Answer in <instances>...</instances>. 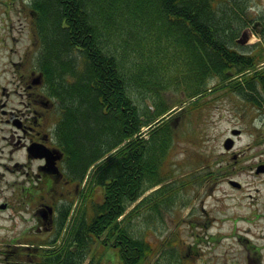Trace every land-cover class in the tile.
Masks as SVG:
<instances>
[{
  "label": "trees",
  "instance_id": "obj_1",
  "mask_svg": "<svg viewBox=\"0 0 264 264\" xmlns=\"http://www.w3.org/2000/svg\"><path fill=\"white\" fill-rule=\"evenodd\" d=\"M218 4V0L31 1L35 23L43 31L46 82L51 94L59 90L56 96L70 108L64 115L68 130L64 139L70 154L78 153L71 167L76 166L82 173L121 145L114 156L94 167L95 186L86 188L81 199L90 202L91 209L84 208L76 214L67 238L58 246L61 264H80L96 238H102L101 243L111 247L121 263L148 264L155 246L145 239V231L137 224L139 219L130 211L124 214V220L117 218L141 192L168 177L165 174L172 163L167 161L173 146L172 129L170 119L161 115L168 110L170 113L172 106L165 102L162 91H181L190 98L189 107L201 104L208 90L217 88H228L257 107L264 105V69L255 68L260 56L237 52L235 47L239 46L234 38L242 20L235 12L231 17L225 14L227 10L220 11ZM219 5H224L223 0ZM106 15L117 16V22L123 23L113 30L126 42L142 48L139 55L146 52L144 44H150L158 48L182 47L186 56L159 64L154 69L157 74H140L136 83L135 74L129 70L132 66H125L120 56L103 49L111 47L103 39L104 30L113 24L102 20ZM232 20H238L237 25L230 24ZM74 54L83 59L81 65H75ZM135 54L137 51H131L129 56L133 58ZM181 63L187 66L182 71L178 69ZM170 73L172 80L165 79ZM212 79H216L215 83L208 86ZM146 125H155L148 129L147 137L135 135ZM73 126L77 129L70 136ZM175 184L173 180L157 189L162 195L148 200L146 211L159 214L160 209H165L173 199ZM97 186L103 189L100 201L93 196Z\"/></svg>",
  "mask_w": 264,
  "mask_h": 264
},
{
  "label": "rangeland",
  "instance_id": "obj_2",
  "mask_svg": "<svg viewBox=\"0 0 264 264\" xmlns=\"http://www.w3.org/2000/svg\"><path fill=\"white\" fill-rule=\"evenodd\" d=\"M20 2L21 0L0 2V89L3 87L4 90L12 88L11 81L15 75L14 69L9 65L8 46L18 50L16 54L11 55L16 60L17 55L23 53L27 41L25 33L19 35L21 30L18 29V23L20 17L23 22L29 21L22 5L24 3L29 7L30 3ZM218 2L220 4V0ZM223 2V6L217 5L220 11L227 10L225 14L231 17L235 12L242 20L236 38L246 42L235 49L237 52L259 55L255 68L264 69V25L256 23L252 28V22L255 20L264 23V0ZM240 6L243 7L242 11ZM151 15L155 16V12L152 11ZM101 18L113 23L103 33V39L109 41L111 47L106 46L103 49L107 53L118 54L125 66H132L129 70L131 74H135L136 78L133 76V79L136 83L140 81V74H157L154 69H157L159 64L172 63L179 57L186 56L182 47L168 45L158 48L150 44H144L146 52L139 55L142 48L135 47L134 42H126L123 40L125 37L113 30L123 26V23L117 22V16L106 15ZM236 21L238 20H232L230 24L237 25ZM107 30H110L109 34ZM249 31L250 34H247ZM168 32L171 38L173 31L170 29ZM242 32L247 36H242ZM131 51H137L133 58L129 56ZM186 67L181 63L178 69L182 71ZM170 75L171 73L166 75L165 79H169ZM215 80L208 81L207 85H213ZM131 86L134 87L133 82ZM162 93L165 102L174 108L169 118L173 146L167 158V161L172 162H168L172 167L168 174L182 178L188 175L185 173L190 171L191 166L205 165L203 170L210 169L216 184L213 186V195L208 194V187L202 186H197L196 190L188 188L184 191L185 194L182 192L181 198H194L190 205H182L180 212L166 213L160 209L156 220H147L151 214L141 209L142 213L148 216L144 217L143 214L140 217V229L145 230L147 241L154 242V259L166 264H175L178 261L184 264H264V172L256 173L254 170L259 164H264V111L253 107L243 97L229 92L228 88L208 90L198 107H182L184 102H181L186 101V97L181 91L175 93L168 90ZM145 102L152 106L149 99ZM231 128L240 129L241 132L234 137V147L228 152L222 144L223 139L230 135ZM76 129L75 126L71 128L70 136ZM143 130L145 131V128ZM231 152L239 154L237 160L231 158ZM95 171L94 168L91 170L87 182L94 178ZM229 177L241 186L238 189L231 187L226 182ZM196 180L199 181V178ZM72 198L76 210L79 203L76 197ZM97 200H100L98 196ZM191 222L196 225L193 226ZM169 239H172L175 245L178 241L182 243V247L179 246L181 252L177 257L173 258L166 252V249L170 248L166 244ZM100 240L97 239L91 244L88 259L92 257V264H116L114 251Z\"/></svg>",
  "mask_w": 264,
  "mask_h": 264
},
{
  "label": "flooded vegetation",
  "instance_id": "obj_3",
  "mask_svg": "<svg viewBox=\"0 0 264 264\" xmlns=\"http://www.w3.org/2000/svg\"><path fill=\"white\" fill-rule=\"evenodd\" d=\"M22 6L29 21L20 17L18 29L27 41L16 60L8 46L15 75L11 89H0V264H61L58 242L83 172L71 167L76 152L64 139L68 103L46 83L42 27Z\"/></svg>",
  "mask_w": 264,
  "mask_h": 264
},
{
  "label": "water",
  "instance_id": "obj_4",
  "mask_svg": "<svg viewBox=\"0 0 264 264\" xmlns=\"http://www.w3.org/2000/svg\"><path fill=\"white\" fill-rule=\"evenodd\" d=\"M233 133H238V130H232ZM233 141L230 138L225 139L224 147L229 149L232 146ZM264 170V167L261 169Z\"/></svg>",
  "mask_w": 264,
  "mask_h": 264
},
{
  "label": "bare ground",
  "instance_id": "obj_5",
  "mask_svg": "<svg viewBox=\"0 0 264 264\" xmlns=\"http://www.w3.org/2000/svg\"><path fill=\"white\" fill-rule=\"evenodd\" d=\"M42 6H43V3H42ZM238 39V38H237ZM74 59H75V65L76 66H79V65H81L82 64V62H83V59L80 57H78L76 54H74ZM62 66V65H61ZM60 66V67H61ZM59 73V72H58ZM110 123H112V121H111V119H110ZM106 154H107V152H106ZM106 154H104V155H106ZM92 164V163H91Z\"/></svg>",
  "mask_w": 264,
  "mask_h": 264
}]
</instances>
